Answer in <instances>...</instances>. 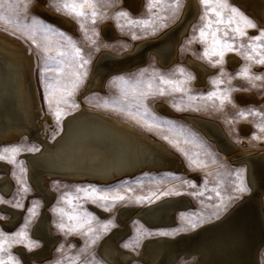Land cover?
<instances>
[{"label": "rangeland", "instance_id": "374dc122", "mask_svg": "<svg viewBox=\"0 0 264 264\" xmlns=\"http://www.w3.org/2000/svg\"><path fill=\"white\" fill-rule=\"evenodd\" d=\"M37 1L0 0V29L20 38L33 54L41 109L53 124L49 139L59 133L66 115L85 104L116 116L161 142L177 154L182 167L179 170L145 168L111 182L50 177L49 186L54 197L45 210L52 230L60 238L47 258L26 261L15 248L33 249L41 245V240L33 236L32 227L41 214L43 199L31 185L28 165L21 155L26 151L36 152L41 145L25 135L15 141L1 142L0 160L9 164L13 188L9 194L0 191V219L10 220L12 209L21 212L11 226L0 223V261L3 264H110L98 254L97 246L103 236L117 226L115 210L122 203L144 206L174 195L188 197L192 202V206L177 211V222L165 229L149 227L132 219L131 231L120 243L137 252L148 237L189 232L192 230L190 223L198 226L215 220L246 200L251 189L244 163H233L184 115L198 114L218 120L240 148L264 150V64L259 63L264 59L263 25H258L232 0H209V8L222 13L224 23L217 24L216 13L206 9L201 0H196L198 13L178 45L176 62L162 67L152 55L147 64L109 75L102 89H93L80 96L100 49L120 53L139 39L157 35L179 21L186 0H143L137 12L127 8L122 0H92L91 4L84 0H44L54 12L72 19L75 31L35 11L32 7ZM232 8L238 12L233 14ZM81 11L85 14H76ZM239 14L256 27H247L240 21ZM230 18L234 20L232 24L228 23ZM105 22L115 26L119 37L107 40L102 35L100 28ZM209 22L212 27L208 31L218 29L217 36L235 49L226 51L223 62L215 66L218 56L209 60L203 55L211 37L208 42H202L199 37V30ZM235 27L245 34L234 33ZM229 54L240 58L232 68L227 63ZM187 55L214 69L203 83H196L193 68L183 60ZM245 71L247 76L237 75ZM257 76L261 79L257 80ZM162 80L171 83L165 84ZM161 89H164L163 94ZM250 91L255 92L260 99L258 102L237 99L239 92ZM212 92L215 95L210 98L208 94ZM157 102L166 103L173 113L160 111ZM57 111L60 112L59 121L54 115ZM253 112L257 114L252 115ZM242 123L249 125L248 132L240 130ZM261 198L264 208V191ZM95 208L103 210L104 214H99ZM65 213L78 219L69 221ZM61 224L66 227L62 229ZM69 227L75 230L69 231ZM258 258L264 264V245L258 249ZM190 259L181 256L174 264H189ZM132 264L143 262L133 260Z\"/></svg>", "mask_w": 264, "mask_h": 264}, {"label": "bare ground", "instance_id": "6f19581e", "mask_svg": "<svg viewBox=\"0 0 264 264\" xmlns=\"http://www.w3.org/2000/svg\"><path fill=\"white\" fill-rule=\"evenodd\" d=\"M232 1L257 24L264 26V0ZM122 2L131 11L137 12L143 0ZM32 8L45 18L75 31L74 21L54 12L45 5L44 0H38ZM197 13L196 0H186L179 21L157 35L139 39L131 48L120 53L100 49L93 59L80 96L89 87L102 89L109 75L147 64L152 55L162 67L176 62L179 59L178 45ZM100 30L107 40L119 37L111 22L103 23ZM183 60L193 68L196 83H203L205 77L214 71L190 55ZM239 61L236 54L227 55L229 68ZM34 65L33 54L26 44L0 29V143L15 141L25 135L41 145L38 151H26L21 155L27 162L31 185L43 199L41 214L32 227V234L41 240V245L33 249L24 246L15 248L26 261L47 258L60 238L52 230L45 210L54 197V191L49 186L50 177L72 180H80L87 175L106 177L132 165L158 162L172 165L178 170L182 167L177 154L161 142L132 124L85 104L66 115L59 133L49 139L53 124L41 109ZM236 97L242 102L260 100L253 91L239 92ZM156 107L162 112L173 113L164 102H157ZM184 116L202 130L233 163H244L250 195L232 209L229 207L231 210L221 217L204 222L189 232L173 236L159 233L144 239L137 252L120 243L131 231L132 219L149 227L165 229L177 222V211L192 206V202L188 197L174 195L144 206L122 203L115 210L118 224L100 240L98 254L110 264H132L133 260H140L143 264H174L181 256L191 258L189 264H261L258 249L264 245V208L261 198L264 191V150L240 148L218 120L198 114ZM44 122L49 125L46 126ZM240 130L248 132L249 125L242 123ZM12 188L9 164L0 160V191L9 194ZM95 210L104 214L99 208ZM11 212V219H0L1 224L11 226L19 219L21 212L18 209H12Z\"/></svg>", "mask_w": 264, "mask_h": 264}, {"label": "snow or ice", "instance_id": "6c2138e0", "mask_svg": "<svg viewBox=\"0 0 264 264\" xmlns=\"http://www.w3.org/2000/svg\"><path fill=\"white\" fill-rule=\"evenodd\" d=\"M84 2L91 4L92 0H84ZM201 2L205 5L206 9H208L209 11H214L216 13V16L218 17V19L216 21L217 24L224 23L222 13L220 11H217L216 9L209 8V0H201ZM65 7L67 8V7H69V5H65ZM73 10L75 11V6H73ZM230 11L233 14L238 12V10L235 8L230 9ZM76 14L77 15H84L85 13L83 11H81V12H77ZM93 15H95L94 12H93ZM239 19H240V21L244 22L247 25V27H249V28H255L256 27V25L254 23H252L250 20H248L246 17H244L243 14H239ZM233 22H234V20L232 18H230L228 21L229 24H232ZM211 27H212L211 22H209L203 28H201L199 30V37L201 38L202 42H208L209 36L211 37V40L209 42V47L204 50L203 55L206 59H209V60H211V57H213V56H218L219 59H217L213 65V66H215V65L221 64L223 62V57H224L226 51H234L235 49L233 48L232 44L228 43L223 38H220L217 36V32L219 31L218 29L216 31H208L211 29ZM232 31L236 34H239V35L245 34L239 27L233 28ZM225 35H227V33H225ZM261 36H264V32L261 33ZM260 38L261 37H254L253 39H260ZM259 63L264 64V59L260 60ZM247 74H248L247 71H245L243 73H237V75H244V76H247ZM256 79L257 80L261 79V77L257 76ZM162 83L167 84V83H171V81L162 80ZM149 87H151V85H149ZM177 90H179V89H177ZM160 91H161V94H163L164 89H161ZM69 95H70V93H69ZM214 95H215V92L208 94V96L210 98L213 97ZM225 99H227V97H225ZM221 104H223V100H221ZM241 114L243 115L244 113H241ZM251 114L256 115L257 113L253 112ZM54 115L56 117V120L59 121L60 112L57 111L56 113H54ZM240 190L242 191L243 189H240ZM60 211L63 213V209H60ZM65 215H67L69 221H75L78 219L76 216L71 215V214L65 213ZM82 226L83 225H79V227H82ZM60 227L63 229L66 227V225L61 224ZM190 227L194 229L197 227V224L196 223H190ZM68 230L73 231L75 229L73 227H69ZM20 235H23V233H21ZM161 235H172V233H161ZM126 247H127V245H126ZM0 264H3V261H0Z\"/></svg>", "mask_w": 264, "mask_h": 264}, {"label": "water", "instance_id": "95a60500", "mask_svg": "<svg viewBox=\"0 0 264 264\" xmlns=\"http://www.w3.org/2000/svg\"><path fill=\"white\" fill-rule=\"evenodd\" d=\"M93 89H95V87H89L83 93H87ZM145 168L163 169V168H173V166L165 164V163H159V162L156 164H136V165H132L128 168H125L121 171L105 175L106 177H104V176L102 177L99 175H97V176L87 175L86 177H82L80 180L89 179V180H93V181L111 182V181H114V180L121 178L123 176L135 174L136 172L143 170Z\"/></svg>", "mask_w": 264, "mask_h": 264}]
</instances>
